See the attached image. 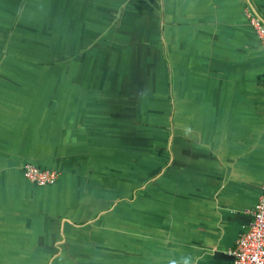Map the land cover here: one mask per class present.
<instances>
[{
  "label": "crops",
  "instance_id": "crops-1",
  "mask_svg": "<svg viewBox=\"0 0 264 264\" xmlns=\"http://www.w3.org/2000/svg\"><path fill=\"white\" fill-rule=\"evenodd\" d=\"M246 8L0 0V264H232L264 186Z\"/></svg>",
  "mask_w": 264,
  "mask_h": 264
},
{
  "label": "built area",
  "instance_id": "built-area-1",
  "mask_svg": "<svg viewBox=\"0 0 264 264\" xmlns=\"http://www.w3.org/2000/svg\"><path fill=\"white\" fill-rule=\"evenodd\" d=\"M246 16L264 48V14L246 8ZM21 174L26 181L37 185L54 184L59 177L57 170L41 168L34 163H26ZM246 214L249 219L229 250L232 264H264V186L257 204L247 209Z\"/></svg>",
  "mask_w": 264,
  "mask_h": 264
}]
</instances>
